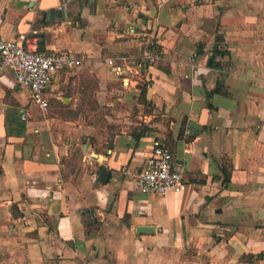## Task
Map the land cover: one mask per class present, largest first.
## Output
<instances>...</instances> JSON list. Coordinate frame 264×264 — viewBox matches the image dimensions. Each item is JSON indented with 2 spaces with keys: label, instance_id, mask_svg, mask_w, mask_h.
I'll list each match as a JSON object with an SVG mask.
<instances>
[{
  "label": "crops",
  "instance_id": "obj_1",
  "mask_svg": "<svg viewBox=\"0 0 264 264\" xmlns=\"http://www.w3.org/2000/svg\"><path fill=\"white\" fill-rule=\"evenodd\" d=\"M0 35L81 58L45 111L0 69V264H264V0H0ZM156 138L181 192L136 186Z\"/></svg>",
  "mask_w": 264,
  "mask_h": 264
},
{
  "label": "built area",
  "instance_id": "obj_2",
  "mask_svg": "<svg viewBox=\"0 0 264 264\" xmlns=\"http://www.w3.org/2000/svg\"><path fill=\"white\" fill-rule=\"evenodd\" d=\"M159 56L153 43L144 52L148 64H153ZM108 63L115 65V59L109 58ZM80 64L81 58L72 51L44 53L37 49L34 38L22 35L21 40H16L0 35V69L10 68L18 83L30 89L33 102L41 110L48 108L46 87L51 77L58 71L74 69ZM137 178L136 186L142 192H181L186 188L183 173L174 163L169 146L159 138L152 141L151 153Z\"/></svg>",
  "mask_w": 264,
  "mask_h": 264
},
{
  "label": "trees",
  "instance_id": "obj_3",
  "mask_svg": "<svg viewBox=\"0 0 264 264\" xmlns=\"http://www.w3.org/2000/svg\"><path fill=\"white\" fill-rule=\"evenodd\" d=\"M215 53L217 54L219 52L218 51H215ZM213 60H214V56L212 55L208 61H209L210 64H213ZM145 86H146V83H144L143 85H141L142 90H141L140 99H142V100L144 99V88H145ZM215 90H219V86L216 87ZM209 94H211V93H209ZM136 136L138 137V135H136Z\"/></svg>",
  "mask_w": 264,
  "mask_h": 264
},
{
  "label": "rangeland",
  "instance_id": "obj_4",
  "mask_svg": "<svg viewBox=\"0 0 264 264\" xmlns=\"http://www.w3.org/2000/svg\"><path fill=\"white\" fill-rule=\"evenodd\" d=\"M119 242V241H118ZM119 244H120V242H119Z\"/></svg>",
  "mask_w": 264,
  "mask_h": 264
}]
</instances>
